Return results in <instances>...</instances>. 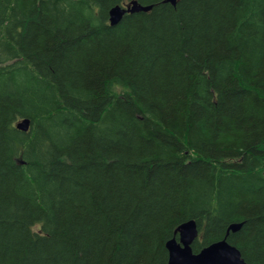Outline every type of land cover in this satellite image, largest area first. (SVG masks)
<instances>
[{
  "label": "trees",
  "instance_id": "16d2710c",
  "mask_svg": "<svg viewBox=\"0 0 264 264\" xmlns=\"http://www.w3.org/2000/svg\"><path fill=\"white\" fill-rule=\"evenodd\" d=\"M164 2L0 0V264H264V0Z\"/></svg>",
  "mask_w": 264,
  "mask_h": 264
},
{
  "label": "water",
  "instance_id": "95a60500",
  "mask_svg": "<svg viewBox=\"0 0 264 264\" xmlns=\"http://www.w3.org/2000/svg\"><path fill=\"white\" fill-rule=\"evenodd\" d=\"M176 6L178 0H167ZM151 7H144L133 2L126 8L115 7L110 11V22L112 26H118L126 14L148 13ZM17 129L28 132L30 122L23 120L17 124ZM242 224H234L229 229L233 233L241 230ZM179 240L173 238L166 244L169 259L168 264H246L239 250L230 245L226 240L214 243L198 254H194L192 245L199 237V230L196 221L190 220L183 223L176 230Z\"/></svg>",
  "mask_w": 264,
  "mask_h": 264
},
{
  "label": "bare ground",
  "instance_id": "6f19581e",
  "mask_svg": "<svg viewBox=\"0 0 264 264\" xmlns=\"http://www.w3.org/2000/svg\"><path fill=\"white\" fill-rule=\"evenodd\" d=\"M134 2H137V1H134ZM132 3H133V2H132ZM132 3H130L129 5H131ZM137 3H138V2H137ZM164 3H169V4H172V5L174 6V3H173V2H167V0H165ZM138 4H139V3H138ZM129 5H127V6H129ZM139 5H140V4H139ZM176 5H177V4H176ZM127 6L122 7V8H126ZM120 7H121V6H120ZM144 7H151V8L153 9V6H144ZM174 7H175V6H174ZM106 15H107V14H105V16H106ZM108 15H109V13H108ZM126 15H127V14H126ZM109 16H110V15H109ZM109 16H108V17H109ZM93 18H95V17H93ZM107 20H108V19H107ZM92 21L94 22V19H93ZM99 22H100V21H99ZM94 23H95V22H94ZM94 23H93V24H94ZM110 23H111V22H110ZM96 25H97V24H96ZM4 52H5V51H4ZM11 52H12V51H11ZM30 64H31V63H30ZM34 64H35V63H34ZM8 66H9V65H8ZM10 66H11V65H10ZM31 69H32V68H31ZM34 73H35V72H34ZM66 113H67V112H66ZM48 116H49V115H48ZM54 116H55V114H54ZM26 120H28V121L30 122V126H31V123H32V122H31L29 119H26ZM68 120H69V119H68ZM39 121H40V120H39ZM43 121H44V120H43ZM55 121H56V120H55ZM49 122H50V121H49ZM49 122H48V124H49ZM56 123H57V122H56ZM33 124H34V123H33ZM33 124H32V126H33ZM39 127H40V125H39ZM41 127H42V126H41ZM43 127L45 128V125H44ZM44 128H43V129H44ZM44 130H45V129H44ZM47 130H48V129H47ZM45 131H46V130H45ZM36 132H37V131H36ZM38 132H39V131H38ZM53 132H54V131H53ZM53 132H52V133H53ZM22 133H23V132H22ZM38 134H39V133H38ZM57 134H58V133H57ZM38 136H39V135H37V137H38ZM40 136H41V135H40ZM41 138H43V137L41 136ZM50 138H51V137H50ZM58 138H59V137H58ZM45 142H46V141H45ZM45 142H44V143H45ZM40 146H41V145H40ZM37 147H38V145H37ZM41 149H42V148H41ZM33 185H34V184H33ZM232 225H234V224H232ZM232 225H231V226H232ZM231 226H230V227H231ZM230 227H229V228H230ZM229 228H228V230H227V233H226L225 238H224L222 241H225V240H226V241L228 242V238H229L230 234H231V233H232V234H235V233H233ZM219 242H220V241H219ZM216 243H218V242H216ZM228 243H229V242H228ZM229 244H230V243H229ZM230 245H231V244H230ZM232 246H233V245H232ZM208 247H209V246H208ZM166 248H167V247H166ZM205 248H206V247H205ZM205 248H203L202 250H204ZM235 248H236L237 250H239L237 247H235ZM202 250H201V251H202ZM201 251H200V252H201ZM239 251H240V250H239ZM193 252H194V251H193ZM240 253H241V252H240ZM194 254H195V253H194ZM197 254H198V253H197ZM245 262H246V261H245Z\"/></svg>",
  "mask_w": 264,
  "mask_h": 264
}]
</instances>
